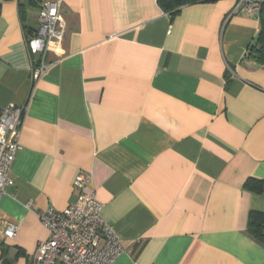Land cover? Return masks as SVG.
Returning <instances> with one entry per match:
<instances>
[{"label": "crops", "instance_id": "1", "mask_svg": "<svg viewBox=\"0 0 264 264\" xmlns=\"http://www.w3.org/2000/svg\"><path fill=\"white\" fill-rule=\"evenodd\" d=\"M43 1L0 0V108H24L0 264H34L49 235L36 213L73 203L79 173L124 247L112 264H264L248 230L264 186L243 188L264 183V65L247 57L257 15L236 0L173 16L157 0H62V40L33 79Z\"/></svg>", "mask_w": 264, "mask_h": 264}, {"label": "built area", "instance_id": "2", "mask_svg": "<svg viewBox=\"0 0 264 264\" xmlns=\"http://www.w3.org/2000/svg\"><path fill=\"white\" fill-rule=\"evenodd\" d=\"M264 0H236L234 12L245 9L258 14ZM62 0H44L38 8V26L28 38L26 47L31 61L33 79L48 69L44 62L46 51L57 47L63 37L60 12ZM37 60L34 61L33 58ZM24 108L9 105L0 108V194L13 188L11 168L18 152ZM90 175L79 173L73 183L76 200L63 211L51 208L36 213L49 235L39 242L34 264H112L124 247L112 226L103 218L102 204L94 194H84ZM29 206V205H28ZM16 233L15 225H8L6 238Z\"/></svg>", "mask_w": 264, "mask_h": 264}, {"label": "trees", "instance_id": "3", "mask_svg": "<svg viewBox=\"0 0 264 264\" xmlns=\"http://www.w3.org/2000/svg\"><path fill=\"white\" fill-rule=\"evenodd\" d=\"M39 1V0H35ZM218 0H157V4L162 12L171 16L177 14L184 6L195 5L200 3L215 2ZM257 17L260 22V31L253 46L248 49L247 57L260 65H264V2L262 3ZM263 182L247 180L243 188L256 195L261 194ZM249 232L251 236L264 245V213L251 211L249 214ZM4 264H10L3 261Z\"/></svg>", "mask_w": 264, "mask_h": 264}]
</instances>
